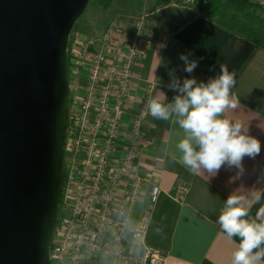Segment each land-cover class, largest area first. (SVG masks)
<instances>
[{"label":"built area","instance_id":"built-area-1","mask_svg":"<svg viewBox=\"0 0 264 264\" xmlns=\"http://www.w3.org/2000/svg\"><path fill=\"white\" fill-rule=\"evenodd\" d=\"M150 21L141 16L127 24L113 22L101 50H92L83 32L71 34V123L53 264H167V254L146 241L150 216H136L146 196L155 203L161 194L140 170L147 147L144 122L150 115L146 104L156 82L145 80L137 107L131 103L130 120H125Z\"/></svg>","mask_w":264,"mask_h":264},{"label":"crops","instance_id":"crops-1","mask_svg":"<svg viewBox=\"0 0 264 264\" xmlns=\"http://www.w3.org/2000/svg\"><path fill=\"white\" fill-rule=\"evenodd\" d=\"M200 11L169 32L158 29L156 19L150 25L135 67L134 94L125 120H130L132 105L137 107L145 80L158 84L154 97H162L163 93L171 102L177 94L168 86L173 75L181 83L192 77L207 82L220 74L221 64H226L230 72L236 73L233 92L240 104L228 109L224 117L240 122L249 135L259 139L261 151L255 158L243 159L242 172L225 165L213 175L193 173L179 162L180 153L175 147L183 135L179 127L169 122L163 125L149 115L144 122L147 147L140 158V170L160 186L161 194L155 203L146 196L136 216H150L146 241L167 254V264H232L239 238L229 240L218 223L231 194L243 197L250 219L264 221V48L223 29L205 17L202 8ZM102 35L91 39L92 50L105 46ZM182 54L198 61L192 73L184 71ZM129 135L128 131L126 137ZM257 264H264V259Z\"/></svg>","mask_w":264,"mask_h":264},{"label":"water","instance_id":"water-1","mask_svg":"<svg viewBox=\"0 0 264 264\" xmlns=\"http://www.w3.org/2000/svg\"><path fill=\"white\" fill-rule=\"evenodd\" d=\"M91 0H0V264H53L70 37Z\"/></svg>","mask_w":264,"mask_h":264},{"label":"clouds","instance_id":"clouds-1","mask_svg":"<svg viewBox=\"0 0 264 264\" xmlns=\"http://www.w3.org/2000/svg\"><path fill=\"white\" fill-rule=\"evenodd\" d=\"M184 71L192 73L198 61L182 54ZM236 73L226 64L220 65V74L207 82L196 78L180 79L173 75L169 88L177 94L169 102L165 94L152 97L146 108L157 120L176 125L183 135L176 143L179 162L193 173L216 174L223 166L243 171V159L255 158L261 151V142L248 134L240 122L224 117L228 109H236L239 98L233 92ZM243 197L231 194L224 202L218 223L229 240L239 238L233 252L232 264H257L264 259V221L249 218V209Z\"/></svg>","mask_w":264,"mask_h":264},{"label":"rangeland","instance_id":"rangeland-1","mask_svg":"<svg viewBox=\"0 0 264 264\" xmlns=\"http://www.w3.org/2000/svg\"><path fill=\"white\" fill-rule=\"evenodd\" d=\"M254 1L264 7V0ZM201 8L198 0H91L75 29L92 39L104 35L115 21L127 24L133 18L147 16L153 19L151 25L155 24L156 19L158 29L169 32L189 17L200 14ZM158 9V12H153ZM161 123L166 125L168 122Z\"/></svg>","mask_w":264,"mask_h":264},{"label":"trees","instance_id":"trees-1","mask_svg":"<svg viewBox=\"0 0 264 264\" xmlns=\"http://www.w3.org/2000/svg\"><path fill=\"white\" fill-rule=\"evenodd\" d=\"M202 14L223 29L264 48V7L254 0H198Z\"/></svg>","mask_w":264,"mask_h":264}]
</instances>
